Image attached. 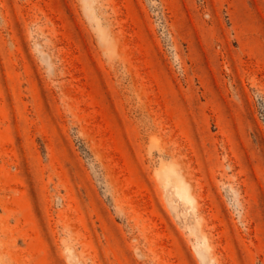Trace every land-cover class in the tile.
I'll use <instances>...</instances> for the list:
<instances>
[{
  "label": "rangeland",
  "instance_id": "1",
  "mask_svg": "<svg viewBox=\"0 0 264 264\" xmlns=\"http://www.w3.org/2000/svg\"><path fill=\"white\" fill-rule=\"evenodd\" d=\"M0 264H264V0H0Z\"/></svg>",
  "mask_w": 264,
  "mask_h": 264
}]
</instances>
